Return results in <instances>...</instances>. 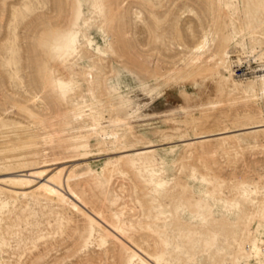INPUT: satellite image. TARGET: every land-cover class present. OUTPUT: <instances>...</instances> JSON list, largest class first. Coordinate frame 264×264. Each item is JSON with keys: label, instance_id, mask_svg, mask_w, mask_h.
Returning a JSON list of instances; mask_svg holds the SVG:
<instances>
[{"label": "rangeland", "instance_id": "obj_1", "mask_svg": "<svg viewBox=\"0 0 264 264\" xmlns=\"http://www.w3.org/2000/svg\"><path fill=\"white\" fill-rule=\"evenodd\" d=\"M250 219L264 0H0V264H264Z\"/></svg>", "mask_w": 264, "mask_h": 264}, {"label": "bare ground", "instance_id": "obj_2", "mask_svg": "<svg viewBox=\"0 0 264 264\" xmlns=\"http://www.w3.org/2000/svg\"><path fill=\"white\" fill-rule=\"evenodd\" d=\"M205 45H206V40L203 39L196 46V49L195 50L203 49ZM252 226H253V220L250 219L248 221V224L245 225V228H246L245 230H247L249 234L250 233H254L255 234V240H254V244H253V249H254V253L256 255H258L260 253L262 247L264 246V240L262 239V235L260 233L259 226L258 227H255V228H253ZM241 249H242L243 252L248 253V250H247V248L245 246L242 247ZM130 261H133V258H131ZM244 262H246L247 264H249V261L247 259H245ZM139 264H143V262H141ZM148 264H154L152 258H150L148 260Z\"/></svg>", "mask_w": 264, "mask_h": 264}]
</instances>
